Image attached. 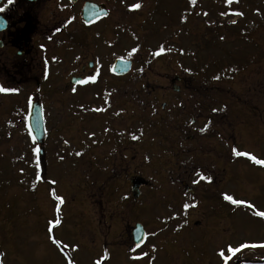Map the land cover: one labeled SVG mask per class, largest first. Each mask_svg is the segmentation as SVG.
<instances>
[{"label": "rangeland", "instance_id": "rangeland-1", "mask_svg": "<svg viewBox=\"0 0 264 264\" xmlns=\"http://www.w3.org/2000/svg\"><path fill=\"white\" fill-rule=\"evenodd\" d=\"M95 1L110 17L84 30L74 24L75 4L38 6L67 19L54 38L88 39V53L74 43L64 61L45 57L41 74L26 72L29 81L0 66V86L15 89L0 92V264H264V164L251 159L264 160V0ZM95 55L93 85L64 91ZM111 56L136 63L113 86ZM178 71L207 93L209 108L231 103L224 122L207 114L183 121L181 106L167 117L160 104L171 101L167 77ZM154 84L162 88L150 93ZM198 96L181 98L200 106ZM36 98L44 157L23 122L24 104ZM198 166L217 173L200 168L210 178L201 180ZM132 177L146 181L136 199ZM135 222L146 231L139 248L130 235Z\"/></svg>", "mask_w": 264, "mask_h": 264}, {"label": "flooded vegetation", "instance_id": "flooded-vegetation-1", "mask_svg": "<svg viewBox=\"0 0 264 264\" xmlns=\"http://www.w3.org/2000/svg\"><path fill=\"white\" fill-rule=\"evenodd\" d=\"M15 0L13 3L8 4L4 3L3 0L0 2V8H3V11H0V17H2L3 23H4V29L0 30V66H4V70H6V73H13L15 78L20 79L22 81H25L26 79L29 81L30 78L25 74L29 70H37L41 74L42 72V59L48 58L49 61H47L45 64H48L49 62L53 63L55 58H59L60 61H64L65 51L68 53H71L73 51V44L76 43V48L80 47L82 50H85L87 53L89 52V41L88 39L83 38H77V39H67V38H54L53 36L57 31H63L66 30L68 27V21L67 19L59 18L55 19L57 16L54 12V9H51L48 13L46 11L49 10V7L46 5L43 6V8H40L38 10L39 3H41L42 0H35V1H28V0H18V6L10 8L14 3L17 4ZM50 0H43L44 4L46 2H49ZM60 2L64 5H73L75 4L78 8L76 14L71 13L72 16L78 17L77 23L74 24L83 30L86 28H89L90 26L99 25L100 23L106 22L107 19L110 17L108 15L107 17H104L102 19H99L95 22H93L90 25H85L81 19L80 12L82 9V5L84 3V0H77L76 2H70L69 0H60ZM6 6V7H5ZM59 11H62V8H58ZM60 15V14H59ZM60 17V16H59ZM71 18V17H70ZM67 22H66V21ZM44 37H41V34ZM42 42V43H41ZM57 42H60L59 51H58V45ZM98 55L94 56L93 60L86 61V64H81L80 67L77 69L76 73L70 74L68 77V80L71 77H78L82 78L85 81H87L83 86H92L93 80L88 79L89 76H95L99 72L97 65L99 64V61L97 60ZM112 62L115 58L121 57V56H111ZM124 59H127L131 62V70L129 73H126L125 75H112L110 78V83L113 85H116L119 81V79L125 77L127 74H130L131 71L136 66L135 59L132 57H124ZM110 60L108 63V66L106 64V68L109 67ZM112 64V63H111ZM1 69V68H0ZM111 69V65L109 67ZM37 75H34L33 77H36ZM109 78V79H110ZM167 84L165 91L168 97L172 98L171 101H163L160 104V108L162 110H168L172 112H167V117L170 118L175 114V106L180 107L177 111L178 117H183L182 120H185L186 114L188 117L191 118L192 123L196 120H203L205 119L204 116L207 114L208 121L211 122L213 119H216L219 117L221 119V122L225 121V118L228 116L227 110L230 109L231 103H227L224 105H221L220 102V111L217 108H209V103L206 102L205 99L207 98V93L203 94L202 92H199L197 89H193L190 82H186L185 76L178 72H173L172 76L167 77ZM97 84V83H95ZM79 84H73L70 83L69 86H66L64 88V91L67 89H72L73 86H77ZM108 91V87H105ZM110 88V87H109ZM162 87H158L157 85H153L150 87L149 91L150 93L156 92L157 90L161 89ZM196 88V87H194ZM67 90V91H68ZM116 91V89H114ZM63 91V92H64ZM185 91H193L197 93L199 96L198 98H202L203 95V101L199 102L200 106L196 105H187L184 103L185 99L184 97L181 98L183 95V92ZM109 93V92H107ZM103 95V93H101ZM104 94L106 92L104 91ZM107 95V94H106ZM138 95V94H136ZM150 96V95H149ZM181 98V100H179ZM223 101V100H222ZM204 104H201L203 103ZM153 104V103H152ZM223 108V109H222ZM185 109V110H184ZM213 109H217V111H213ZM173 110V111H172ZM154 114H157L156 109H154ZM230 122L228 121L227 124ZM224 123H221V126H223ZM184 127V126H183ZM190 129V124H188V130ZM231 129V127H230ZM194 129H191L190 132L193 133ZM223 132L222 137L223 139H227V134L229 132ZM254 134L251 133V135H254V137H257V135L262 136V134H259L257 130H253ZM227 133V134H226ZM189 139L195 137L194 134L188 135ZM257 137V138H260ZM193 147L187 148L185 151L188 153H191ZM196 152V149L193 150V153ZM230 153V151H229ZM186 165V163H184ZM192 166H190L189 169H186L188 171L191 169ZM203 167H196L197 171H194V173L198 172L200 168ZM217 173V170L212 169V167L204 168L201 171H204L205 173H208L209 176L211 175V172ZM201 171H199L197 174H199ZM193 174V173H192ZM208 177L206 176L205 179ZM184 182V181H183Z\"/></svg>", "mask_w": 264, "mask_h": 264}, {"label": "water", "instance_id": "water-1", "mask_svg": "<svg viewBox=\"0 0 264 264\" xmlns=\"http://www.w3.org/2000/svg\"><path fill=\"white\" fill-rule=\"evenodd\" d=\"M76 1V0H72ZM108 14V11L106 8H104L102 5L97 4L92 1H85L84 6L82 9V16L85 23H91L101 17H104ZM4 25L0 21V29L3 28ZM130 69V62L117 58L115 59L113 66H112V72L116 74H123L127 72ZM72 82H80V79L78 78H72ZM26 122L28 129L33 137V139L38 143L42 144L45 139V129H44V123H43V110L42 106L38 101H32L30 102L28 106V112L26 116ZM39 153H43V150L39 148ZM145 181L139 180V179H133L131 191L133 197H138L140 193V186L143 185ZM133 242L136 246H140L144 239H145V231L143 229V226L140 223H135L134 227L131 231Z\"/></svg>", "mask_w": 264, "mask_h": 264}, {"label": "snow or ice", "instance_id": "snow-or-ice-1", "mask_svg": "<svg viewBox=\"0 0 264 264\" xmlns=\"http://www.w3.org/2000/svg\"><path fill=\"white\" fill-rule=\"evenodd\" d=\"M192 2L195 3V0H192ZM11 3H13V0H8V4H11ZM136 7H139V5H136ZM3 10H4L3 8H0V11H3ZM233 23H235V21H233ZM213 78L214 79H219L218 76L213 77ZM88 79L94 81L96 79V77L95 76H89ZM84 82L86 83L87 81H84ZM8 91H15V89H9V88H5V87L0 86V92H8ZM213 111H217V109H213ZM205 127H207V125ZM204 130L205 129H203V128L200 129V131H204ZM233 151H235V149H233ZM77 154H79V153H77ZM236 155L239 156V155H248V154L247 153L236 152ZM251 159L255 160V162L257 164H264V160H257L256 157H254V156L251 157ZM201 178L204 179L205 177L201 176ZM208 179H210V178H208ZM57 199H60V197H57ZM225 199H227L229 201H232L233 203H236V204L241 203V201H239V200H233V198L231 196H226ZM193 206H195V205H193ZM184 207H188V205L186 204V205H184ZM258 214L261 215V216H264V213H258ZM240 247H245V245H241ZM230 251L235 252V251H238V249H230ZM221 256H223V252H221ZM224 259H225V261H227L228 257H224Z\"/></svg>", "mask_w": 264, "mask_h": 264}]
</instances>
